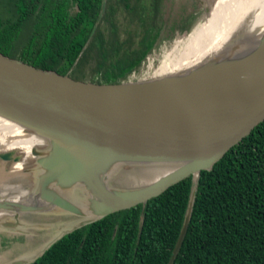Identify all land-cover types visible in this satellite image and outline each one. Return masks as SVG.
Listing matches in <instances>:
<instances>
[{
	"label": "trees",
	"instance_id": "trees-1",
	"mask_svg": "<svg viewBox=\"0 0 264 264\" xmlns=\"http://www.w3.org/2000/svg\"><path fill=\"white\" fill-rule=\"evenodd\" d=\"M165 1L20 0L13 16L0 18V51L76 79L127 82L167 32ZM249 2L244 63L264 46V0ZM119 6L129 15L125 27ZM204 6L186 0V23L176 30H194ZM22 264H264V121L211 168L146 202L72 225Z\"/></svg>",
	"mask_w": 264,
	"mask_h": 264
},
{
	"label": "water",
	"instance_id": "water-1",
	"mask_svg": "<svg viewBox=\"0 0 264 264\" xmlns=\"http://www.w3.org/2000/svg\"><path fill=\"white\" fill-rule=\"evenodd\" d=\"M0 103L5 117L48 140L54 157L42 160V146L32 147L30 154L53 171L51 177H60L69 186L89 175V183L101 196L98 215L80 223L146 202L211 168L264 121V46L247 62L223 73L122 83L76 79L0 51ZM108 158L166 163L173 170L143 188L111 195L91 175ZM39 189L43 204L70 212L83 208L60 190L45 189L42 183ZM22 209L41 207L0 200V212L17 210L18 217ZM188 220L171 262L183 243ZM22 263L23 258H17L9 264Z\"/></svg>",
	"mask_w": 264,
	"mask_h": 264
},
{
	"label": "rangeland",
	"instance_id": "rangeland-1",
	"mask_svg": "<svg viewBox=\"0 0 264 264\" xmlns=\"http://www.w3.org/2000/svg\"><path fill=\"white\" fill-rule=\"evenodd\" d=\"M19 1L20 0H0V18L7 15L13 16L18 9L17 4ZM223 1L225 2L228 0H205V6L203 8L206 9L201 10V14L196 20L195 29L190 33L178 37L173 35L179 25L177 22L174 23L179 13V7L176 6L169 23L170 34L164 35L165 37L162 39L160 45L149 55L140 70L132 75L129 82L157 80L185 68H187L184 70L185 74L205 75L207 69V54L205 50H194L192 53L190 52L185 57V62L182 64L183 66L179 65V62L181 61L182 53L187 49L193 39L198 36L201 29L207 25L209 18L215 13L218 5ZM177 4H179V0ZM117 14H119V23L123 24L121 27H125L128 22V19H126L128 15L127 11L123 9L122 12H118ZM220 15L222 16L223 13ZM23 31L27 30L23 29ZM22 35L24 37L26 33L24 32ZM121 36L125 38V33H121ZM18 43H20V40ZM4 111V105L0 103L1 116H4L2 114ZM8 119L15 122L17 121L12 117H8ZM26 132L30 134L37 133L31 129H26ZM42 149L43 153L40 156L42 160L49 159L52 154L49 150L50 146L42 145ZM51 157H54V155ZM35 159L36 158L31 154L28 159H26L27 162L17 167L13 166V169L10 170V180L4 181L3 183L0 182V186H5L8 183H14L17 179H22V184L25 187H33L32 192H34V194L32 195L36 199L34 204L37 207H52L50 204H43L42 201L38 199L39 194L43 191L42 189L38 190V185L42 183L45 189L53 188L60 190L62 194L75 202L78 206L83 207V209H85V219L94 218L98 215L96 208L100 203L99 200L101 196L96 195L94 186L91 185L87 179L89 176L88 174H83L78 179L74 180L71 185L66 186L67 184L65 185V182L61 181L60 177H51L53 171L47 169L42 163H39ZM119 160L120 159L116 158H108L103 164L91 172L94 181L99 183L102 187V191L108 189L111 195H120L119 193L121 192H119V190L126 192L138 190L155 182L168 173V171L159 168L150 169L131 164H118ZM43 179L46 180L44 184L42 182ZM35 189L37 190L35 191ZM80 193L82 196H80ZM15 211L17 210H5L0 212V223L8 216L14 217ZM23 212H25L23 209L20 210L19 215ZM46 233L49 234V231L47 230ZM34 244L35 242H33L32 239L28 240L23 232L0 229V264H9L17 258H26L35 254L25 252L27 249L32 248L35 251H41L44 248V245Z\"/></svg>",
	"mask_w": 264,
	"mask_h": 264
},
{
	"label": "bare ground",
	"instance_id": "bare-ground-1",
	"mask_svg": "<svg viewBox=\"0 0 264 264\" xmlns=\"http://www.w3.org/2000/svg\"><path fill=\"white\" fill-rule=\"evenodd\" d=\"M223 13L221 16L220 14ZM251 7L249 0H228L221 2L208 23L201 29L181 55L179 65L185 62V57L194 50H205L207 54L206 74H219L242 65L245 61V51L250 32ZM183 66V65H182ZM187 69V68H185ZM167 76L169 79L190 77L184 70ZM0 143L4 148L19 149L25 157L30 154L32 147L49 144L48 140L36 134L27 133L25 128L0 119ZM24 160L27 159V157ZM23 164L17 163L16 167ZM118 164H131L146 168H159L170 172L173 166L166 163L120 159ZM14 180V179H13ZM21 181V182H19ZM20 200L34 203L36 199L32 192L22 184V179L14 183L0 186V200Z\"/></svg>",
	"mask_w": 264,
	"mask_h": 264
},
{
	"label": "crops",
	"instance_id": "crops-1",
	"mask_svg": "<svg viewBox=\"0 0 264 264\" xmlns=\"http://www.w3.org/2000/svg\"><path fill=\"white\" fill-rule=\"evenodd\" d=\"M3 153H8L10 155L6 157L0 156V182L2 183L10 180V170L13 169V166L16 167L19 162H27L26 159L24 160V153L19 149H7L0 143V154ZM30 155L31 154H29V156ZM80 196H82L81 193ZM84 219L83 208L79 209L77 212H70L64 211L60 208L45 207L35 211H25L18 217L8 216L0 223V229L23 232L28 240L32 239L33 242H35L34 245L40 244L45 247L46 244L57 237L61 231L70 228L72 225ZM47 230L49 231V234L46 233ZM25 252L37 253L38 251L30 248Z\"/></svg>",
	"mask_w": 264,
	"mask_h": 264
},
{
	"label": "flooded vegetation",
	"instance_id": "flooded-vegetation-1",
	"mask_svg": "<svg viewBox=\"0 0 264 264\" xmlns=\"http://www.w3.org/2000/svg\"><path fill=\"white\" fill-rule=\"evenodd\" d=\"M178 0H166L165 3H164V14H163V17H164V22H165V25L164 27L166 28L167 32L164 34V35H167V34H170V28H169V23L172 19L171 15L173 14V10H175L174 8H176V6L179 7L178 9V16H176V21L174 23H178L179 25L177 26V28H180L182 26L185 25L186 23V17H187V11H186V8H185V4H186V0H179V4H177ZM119 10L117 11L118 12H122L123 11V7L122 6H119ZM119 14H116V17L118 18ZM129 18V15L126 16V19ZM173 22V21H172ZM176 35L175 37H178V36H182L183 34L181 33L180 29L177 31L174 32ZM162 36L161 37V41L162 39H164L165 36Z\"/></svg>",
	"mask_w": 264,
	"mask_h": 264
}]
</instances>
